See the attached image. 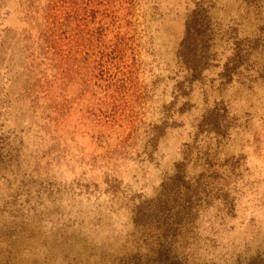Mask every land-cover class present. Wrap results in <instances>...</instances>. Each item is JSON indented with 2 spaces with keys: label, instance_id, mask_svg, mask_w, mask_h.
<instances>
[{
  "label": "rangeland",
  "instance_id": "374dc122",
  "mask_svg": "<svg viewBox=\"0 0 264 264\" xmlns=\"http://www.w3.org/2000/svg\"><path fill=\"white\" fill-rule=\"evenodd\" d=\"M0 264H264V0H0Z\"/></svg>",
  "mask_w": 264,
  "mask_h": 264
}]
</instances>
